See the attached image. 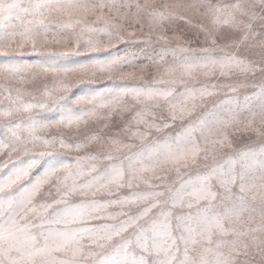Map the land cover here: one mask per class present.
<instances>
[{
	"label": "snow or ice",
	"instance_id": "obj_1",
	"mask_svg": "<svg viewBox=\"0 0 264 264\" xmlns=\"http://www.w3.org/2000/svg\"><path fill=\"white\" fill-rule=\"evenodd\" d=\"M0 264H264V0H0Z\"/></svg>",
	"mask_w": 264,
	"mask_h": 264
}]
</instances>
